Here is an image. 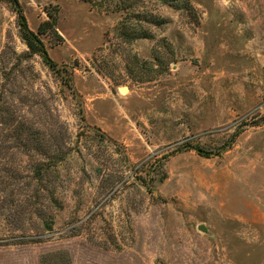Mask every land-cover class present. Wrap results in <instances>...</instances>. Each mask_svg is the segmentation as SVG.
I'll return each mask as SVG.
<instances>
[{
	"label": "rangeland",
	"instance_id": "1",
	"mask_svg": "<svg viewBox=\"0 0 264 264\" xmlns=\"http://www.w3.org/2000/svg\"><path fill=\"white\" fill-rule=\"evenodd\" d=\"M20 2L73 88L0 0V264H264V0Z\"/></svg>",
	"mask_w": 264,
	"mask_h": 264
},
{
	"label": "trees",
	"instance_id": "2",
	"mask_svg": "<svg viewBox=\"0 0 264 264\" xmlns=\"http://www.w3.org/2000/svg\"><path fill=\"white\" fill-rule=\"evenodd\" d=\"M6 1L12 4L14 7L17 15H18V23L20 27L21 37L25 41L26 45L29 48L30 54H37L41 56L45 64L53 71L55 74L65 82V84L72 87V76L71 73L68 75V78L65 77L64 74H66L68 71L61 68L58 63H56L50 56L45 43L40 37V34L47 33L48 30H55V26L57 24V18L54 17L53 13H49V17L51 20L44 21L40 28L39 32L36 33L33 31L28 23V20L26 18V15L24 13L22 4L20 0H1ZM137 38V35H136ZM73 88V87H72ZM189 149L196 151L200 156L205 158H211L213 156V153L210 151H207L204 147L200 145H187Z\"/></svg>",
	"mask_w": 264,
	"mask_h": 264
},
{
	"label": "water",
	"instance_id": "3",
	"mask_svg": "<svg viewBox=\"0 0 264 264\" xmlns=\"http://www.w3.org/2000/svg\"><path fill=\"white\" fill-rule=\"evenodd\" d=\"M199 230H201L203 232H207L208 231L207 227L204 226V225L199 226Z\"/></svg>",
	"mask_w": 264,
	"mask_h": 264
}]
</instances>
